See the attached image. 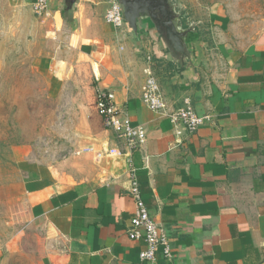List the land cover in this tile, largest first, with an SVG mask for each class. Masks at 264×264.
<instances>
[{"label": "crops", "instance_id": "obj_1", "mask_svg": "<svg viewBox=\"0 0 264 264\" xmlns=\"http://www.w3.org/2000/svg\"><path fill=\"white\" fill-rule=\"evenodd\" d=\"M1 2L19 12L36 0ZM109 7L51 0L39 17L52 18L56 32L73 26L70 43L93 63L98 89L115 94L146 142L130 151L96 106L83 160L20 165L16 198L38 231L42 264H264V32H233L215 7L209 20L182 25L194 28L187 43L195 68L181 67L149 20L138 33L121 31L106 22ZM150 74L169 110L188 98L206 118L196 132L143 102ZM129 161L170 258L160 248L153 262L143 261L146 243L129 238L136 210Z\"/></svg>", "mask_w": 264, "mask_h": 264}, {"label": "rangeland", "instance_id": "obj_2", "mask_svg": "<svg viewBox=\"0 0 264 264\" xmlns=\"http://www.w3.org/2000/svg\"><path fill=\"white\" fill-rule=\"evenodd\" d=\"M171 1L185 27L187 19L209 20L217 7L233 32H264V0ZM8 7L0 3V264H42L38 231L16 198L20 165L83 160L98 82L93 63L70 43L68 19L56 32L53 19L44 21L34 7ZM62 61L65 69L57 73Z\"/></svg>", "mask_w": 264, "mask_h": 264}, {"label": "built area", "instance_id": "obj_3", "mask_svg": "<svg viewBox=\"0 0 264 264\" xmlns=\"http://www.w3.org/2000/svg\"><path fill=\"white\" fill-rule=\"evenodd\" d=\"M50 1L36 0L34 4L36 13L38 15L44 14L49 8ZM108 3L110 7L105 16L106 22L114 28L123 31L128 26L124 20L120 1L108 0ZM142 100L151 110L167 116L176 127L181 126L191 133L196 132L206 119L196 112L192 101L188 98L184 100L182 107L169 110L161 95L160 86L152 74H150L145 84ZM96 106L104 119L105 127L113 130L130 151L144 146L147 138L146 130L142 126H133L131 121L123 115V111L116 103L115 94L104 89H98ZM125 155L129 156V154ZM127 175L131 182V195L136 205V210L130 220L129 238L134 241L144 240L146 243V250L140 254L143 261L153 262L160 248L163 249L164 256L170 258L172 252L169 239L152 219L149 209L142 199L136 170L131 162L129 163Z\"/></svg>", "mask_w": 264, "mask_h": 264}, {"label": "water", "instance_id": "obj_4", "mask_svg": "<svg viewBox=\"0 0 264 264\" xmlns=\"http://www.w3.org/2000/svg\"><path fill=\"white\" fill-rule=\"evenodd\" d=\"M124 20L130 30L138 33L144 21L149 20L167 48L172 60L181 67L195 68L188 47V35L193 27L182 26V16L171 0H119Z\"/></svg>", "mask_w": 264, "mask_h": 264}]
</instances>
